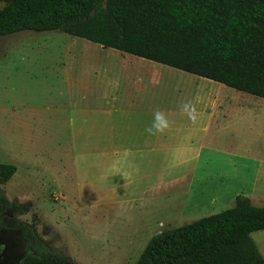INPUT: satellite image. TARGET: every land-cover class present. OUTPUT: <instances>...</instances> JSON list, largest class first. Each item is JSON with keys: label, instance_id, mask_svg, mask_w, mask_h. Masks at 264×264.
Instances as JSON below:
<instances>
[{"label": "rangeland", "instance_id": "374dc122", "mask_svg": "<svg viewBox=\"0 0 264 264\" xmlns=\"http://www.w3.org/2000/svg\"><path fill=\"white\" fill-rule=\"evenodd\" d=\"M67 46L98 45L60 31L0 36V162L16 167L0 182L10 204L0 264L30 252L28 229L76 264H134L153 235L231 207L238 194L264 206V114L227 148L229 132L199 147L200 134L176 126L137 148L121 132L130 121L66 97ZM115 141L127 149L118 156ZM251 237L264 256V230Z\"/></svg>", "mask_w": 264, "mask_h": 264}, {"label": "trees", "instance_id": "16d2710c", "mask_svg": "<svg viewBox=\"0 0 264 264\" xmlns=\"http://www.w3.org/2000/svg\"><path fill=\"white\" fill-rule=\"evenodd\" d=\"M0 36L60 31L264 98V0H1ZM16 171L0 162V182ZM0 189V216L9 207ZM28 229V228H27ZM18 264H76L30 229ZM264 206L231 207L153 235L134 264H264Z\"/></svg>", "mask_w": 264, "mask_h": 264}, {"label": "crops", "instance_id": "0c3cea01", "mask_svg": "<svg viewBox=\"0 0 264 264\" xmlns=\"http://www.w3.org/2000/svg\"><path fill=\"white\" fill-rule=\"evenodd\" d=\"M63 55L66 63L61 66L65 72L61 87L66 89V97L91 100L105 114H119L130 121L121 132L134 136L131 145L137 148L152 145L153 133L145 129L156 112L163 113L167 121L162 131L176 126L187 136L198 133L199 147L207 139L219 141V135L229 132L227 138L221 139L226 148L246 131L239 134L240 128L248 129L250 121L256 122L264 114L262 97L114 48L98 45L74 51L67 46ZM165 86L171 87V93L161 92ZM188 138L192 144V138ZM116 141L111 145L114 156L127 150L126 145ZM101 149L98 157L102 162L106 152ZM122 157L126 159L127 155ZM115 162L118 163L116 159Z\"/></svg>", "mask_w": 264, "mask_h": 264}, {"label": "clouds", "instance_id": "9594fccd", "mask_svg": "<svg viewBox=\"0 0 264 264\" xmlns=\"http://www.w3.org/2000/svg\"><path fill=\"white\" fill-rule=\"evenodd\" d=\"M166 126H167V121L164 117V114L160 112H156L153 114L151 125L147 127L145 130L149 134H152L153 132L162 131Z\"/></svg>", "mask_w": 264, "mask_h": 264}, {"label": "flooded vegetation", "instance_id": "af4514ba", "mask_svg": "<svg viewBox=\"0 0 264 264\" xmlns=\"http://www.w3.org/2000/svg\"><path fill=\"white\" fill-rule=\"evenodd\" d=\"M4 212H5V211H4ZM4 212H3V213H4ZM29 250H30V249H29ZM28 253H29V252H28ZM26 254H27V253H26ZM26 254H25V255H26ZM22 257H23V256H22ZM22 257H21V258H22ZM21 258H20V259H21ZM19 261H20V260H19ZM19 261H18V263H19ZM18 263H17V264H18Z\"/></svg>", "mask_w": 264, "mask_h": 264}]
</instances>
